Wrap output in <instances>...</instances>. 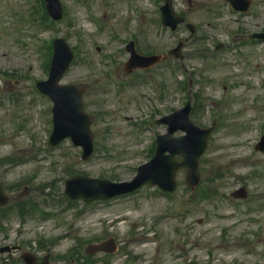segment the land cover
<instances>
[{"label": "rangeland", "instance_id": "1", "mask_svg": "<svg viewBox=\"0 0 264 264\" xmlns=\"http://www.w3.org/2000/svg\"><path fill=\"white\" fill-rule=\"evenodd\" d=\"M61 1L64 18L54 21L39 0H0V182L12 197L0 207V246H22L0 254V264L4 257L25 264L18 258L27 251L49 264H264V151L256 148L264 135V41L248 37L264 31V0H252L247 13L225 0L192 7L174 0L197 26L193 36L185 25L157 23L164 0ZM59 36L75 53L61 82L83 87L91 116L87 159L69 137L50 143L53 103L35 86L49 76ZM130 40L164 59L128 72ZM181 40L183 61L170 53ZM189 99L191 119L212 127L197 188L180 170L174 193L146 187L90 204L68 198L65 181L75 175L132 179L166 131L157 119ZM242 185L247 197L234 198ZM110 236L118 243L110 256L86 251Z\"/></svg>", "mask_w": 264, "mask_h": 264}, {"label": "water", "instance_id": "2", "mask_svg": "<svg viewBox=\"0 0 264 264\" xmlns=\"http://www.w3.org/2000/svg\"><path fill=\"white\" fill-rule=\"evenodd\" d=\"M49 1V8L52 14L55 17H59L61 15L59 0ZM165 21L174 24L176 18L174 15H169L165 11ZM56 45V54L54 60L52 61L51 78L48 82H46V84L53 83L54 85H57L59 78L66 70L73 57V52L65 42L64 38H60L59 40H57ZM63 55L66 58L62 59L61 57ZM63 87L64 86H61L60 88L63 89ZM44 90L48 91V89L46 88H44ZM64 90L71 93L74 92L75 96L73 97L71 94H66V97L64 95V98L61 97L59 100L55 98V129L52 135V143H56L67 135H72L75 143H82V145H84L85 151L83 156L86 158L92 152L93 147L92 138L89 132V117L82 109L81 92L76 86L64 87ZM66 117L69 118L70 126L64 124V118ZM79 117L83 119L82 129H80L79 126ZM187 125L188 124L186 123V126ZM77 127L78 131L83 134V137H81V135H77L78 131H76L75 133V128ZM187 128L190 130L189 135L177 139L171 137V130L167 139L162 143L160 148L161 150L170 149L171 154L168 156H163V151H159L158 155L152 162L140 168V174L133 182L118 184L107 180L93 179L86 176H77L67 181L66 193L72 198L83 197L86 200H91L95 197L109 198L117 193L129 190L130 186H141L146 182L158 183L160 185L173 188L175 185L174 172L181 164H186L189 167L192 179L198 180V158L206 146L207 131H203L204 134L202 136V139L199 141L198 133L200 132V129L193 126L191 129L189 125L187 126ZM180 152L185 155V161L183 163H176L174 160V156L176 153ZM161 160L163 161V165ZM80 182L88 184L91 189L100 187L102 188H100V192L96 195H90V191H86L83 188L77 186V184ZM7 199L8 197L4 191V187L0 184V204L6 203Z\"/></svg>", "mask_w": 264, "mask_h": 264}]
</instances>
